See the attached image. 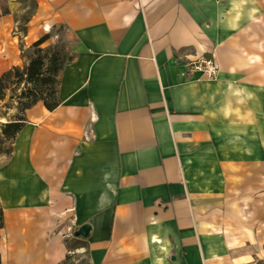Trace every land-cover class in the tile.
Masks as SVG:
<instances>
[{"label": "crops", "instance_id": "obj_1", "mask_svg": "<svg viewBox=\"0 0 264 264\" xmlns=\"http://www.w3.org/2000/svg\"><path fill=\"white\" fill-rule=\"evenodd\" d=\"M35 1L22 41L0 17V77L59 25L74 60L60 106L28 109L0 159L1 263L264 259L247 252L257 232L228 229L264 198V0Z\"/></svg>", "mask_w": 264, "mask_h": 264}, {"label": "trees", "instance_id": "obj_2", "mask_svg": "<svg viewBox=\"0 0 264 264\" xmlns=\"http://www.w3.org/2000/svg\"><path fill=\"white\" fill-rule=\"evenodd\" d=\"M10 14V9L6 5L0 9V17ZM51 38V35H45L35 42L27 50L22 47V58L27 60L24 69L14 67L0 77V102L7 99L8 92L13 91L19 85H25L24 90L17 96L18 110L20 115L2 125V136L7 141L16 139L25 124V112L38 103H43L48 110L54 111L60 106L59 86L60 76L65 67L70 64L74 57L67 58L63 56L60 50L52 47H43ZM31 50V55L26 56V51ZM15 100V96L11 97ZM13 152V150H12ZM11 152V154H12ZM5 227V213L0 204V244L1 232ZM70 257L67 258V261ZM0 264L1 257H0Z\"/></svg>", "mask_w": 264, "mask_h": 264}, {"label": "rangeland", "instance_id": "obj_3", "mask_svg": "<svg viewBox=\"0 0 264 264\" xmlns=\"http://www.w3.org/2000/svg\"><path fill=\"white\" fill-rule=\"evenodd\" d=\"M19 3L18 9L11 11V6L15 3ZM6 5L10 9V19H11V26L12 28L7 33V38L14 37L16 34L20 37V40H23V35L27 34V24L31 20L32 16L36 12L37 3L35 0H0V9H4ZM2 17V16H1ZM51 39L50 41L52 44L48 47L56 48L57 50H60L63 54V56H66L67 58L74 57V53L72 51L73 47V39L70 37V33L66 26L59 25L56 26L52 32L50 33ZM4 36V35H3ZM5 37V36H4ZM21 47H26L24 44V41L20 43ZM26 50L28 48H25ZM31 50L26 51L25 55L29 56L31 55ZM27 63V60H24V63L20 64L18 67L21 69H24L25 65ZM25 85H19L16 87L15 92L9 91L7 99L3 102H0V159H5L6 157H9L11 155V152L13 150V142L7 141L2 136V125L4 123H7L10 121L13 116L20 115V111L18 110V103L16 101V97L19 96V94L24 90ZM15 96V100H12L11 97ZM263 186H264V177H263ZM264 197V195H263ZM262 208H251L246 207L247 216L246 219H242L244 223H236V224H230L229 225V231L234 233L239 232H247L252 233L257 232V238H252L248 241L251 245H253V248H247V252L250 254H253L254 256L257 255L259 252H264V198L262 202ZM235 208H233L234 210ZM255 210L258 211L260 217L256 219L254 214L252 212H255ZM252 215V216H251ZM261 221V222H260ZM238 242V241H237ZM245 243V242H244ZM255 264H264V259H257Z\"/></svg>", "mask_w": 264, "mask_h": 264}, {"label": "built area", "instance_id": "obj_4", "mask_svg": "<svg viewBox=\"0 0 264 264\" xmlns=\"http://www.w3.org/2000/svg\"><path fill=\"white\" fill-rule=\"evenodd\" d=\"M192 69L202 73L208 80L215 81L219 77L220 69L214 58H202L191 64Z\"/></svg>", "mask_w": 264, "mask_h": 264}, {"label": "water", "instance_id": "obj_5", "mask_svg": "<svg viewBox=\"0 0 264 264\" xmlns=\"http://www.w3.org/2000/svg\"><path fill=\"white\" fill-rule=\"evenodd\" d=\"M92 232V226L90 224L82 225L77 231H75L74 236L76 238H89Z\"/></svg>", "mask_w": 264, "mask_h": 264}]
</instances>
